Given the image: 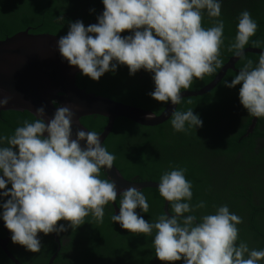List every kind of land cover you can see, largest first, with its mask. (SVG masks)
<instances>
[{
    "label": "clouds",
    "instance_id": "9594fccd",
    "mask_svg": "<svg viewBox=\"0 0 264 264\" xmlns=\"http://www.w3.org/2000/svg\"><path fill=\"white\" fill-rule=\"evenodd\" d=\"M102 3L104 10L97 23L85 27L82 21L71 22L67 34L57 41L61 59L83 76L99 81L121 65L127 66L130 75L143 69L153 74L151 98L178 105L182 90H188L194 78L203 80L222 67L224 23L217 20L210 28L202 27L203 10L209 17L221 15L220 0ZM237 19L236 36L228 51L243 59L245 46L258 25L247 10ZM125 32L130 34L123 36ZM252 43L257 48L264 45L259 40ZM224 85L230 89L240 85L239 102L248 115L264 118V51L255 66L247 60ZM10 99H0V107ZM74 109L76 105H59L46 119L45 106H41L34 121L25 120L11 136H0V145H6L0 146V218L11 233L12 243L33 253L41 250L40 233L59 234L68 228L75 231L88 216L102 223L104 206L117 198L115 182L100 178L102 168L113 167L115 156L95 131L78 129L73 137ZM154 117L150 113L145 118ZM202 124L193 109H175L171 114L176 132ZM185 172L175 168L160 177L158 191L170 204V216L161 214L150 223L138 215L136 210L147 213L149 204L140 190L130 187L120 193L119 214L112 215L111 220L133 235L155 233V257L162 264H259L264 260V250L250 249L243 241L237 246V225L243 219L231 213L227 205L218 207L215 214L203 215L198 223L195 215H185L205 207L203 201L195 206L185 202L193 195ZM60 221L67 226L58 224Z\"/></svg>",
    "mask_w": 264,
    "mask_h": 264
},
{
    "label": "trees",
    "instance_id": "16d2710c",
    "mask_svg": "<svg viewBox=\"0 0 264 264\" xmlns=\"http://www.w3.org/2000/svg\"><path fill=\"white\" fill-rule=\"evenodd\" d=\"M220 2L219 17H209L207 10H203L202 27L207 29L214 26L217 20L223 21L222 67L211 75H205L203 80L194 78L191 87L182 92L198 91L208 85L234 56L228 51V46L234 42L237 18L244 10L250 12L258 25L256 34L250 38L245 49L264 51V45L257 48L252 43L255 40L264 42V0ZM103 10L102 0H0V41L25 30L34 35L60 37L67 34L71 22L82 21L85 27L97 23V17ZM129 34L122 33L123 36ZM247 60H252L255 66L259 55L245 53L243 59L235 64V70H228L212 91L203 96L182 99L177 105L176 110L182 112L193 109L203 122L201 127L176 132L172 128L171 117L155 127L116 119L103 146L115 156L113 165L128 182L159 184L165 171L186 169L185 178L192 184L193 195L191 201L185 202L195 206L203 201L205 207L185 215H195L198 223L203 215L215 214L218 207L227 205L231 213L243 219V223L237 225V246L243 241L250 249L264 250V118H257L253 131L247 134L254 117L249 116L239 102L240 85L231 89L224 85L226 80L231 82ZM152 75L143 69L130 75L127 66L121 65L115 72L105 73L99 81L80 73L76 84L87 93L159 115L168 103L158 102L149 95L155 87ZM25 120L32 122L35 118L27 112H0V136H11ZM106 123L107 120L99 116L81 119L87 130L98 134L104 130ZM100 178L107 180L102 170ZM141 192L147 198L149 209L147 213L140 209L136 211L150 223L155 222L159 215L164 214V199L158 189H143ZM121 199L120 195L115 200L118 211ZM168 210L171 215L170 204ZM112 215L113 207L108 204L104 206L102 223L88 216L78 229H71L72 241L62 247L54 264H162L155 257L152 243L155 233L133 235L122 229L119 223H114ZM0 221L4 224L2 218ZM58 224L66 225L67 222L60 221ZM0 236L4 237L1 228ZM50 245L51 250L44 264L56 250L54 242L50 241ZM68 251L75 254L71 263L64 255ZM0 259L12 264L1 252ZM175 264H183V261ZM259 264H264V260Z\"/></svg>",
    "mask_w": 264,
    "mask_h": 264
},
{
    "label": "water",
    "instance_id": "95a60500",
    "mask_svg": "<svg viewBox=\"0 0 264 264\" xmlns=\"http://www.w3.org/2000/svg\"><path fill=\"white\" fill-rule=\"evenodd\" d=\"M58 39L57 36L34 35L25 30L0 41V99L11 97L6 106L0 107V112H27L36 119V109L45 106L47 119L53 116L59 105H76L78 110L74 109L76 114L72 125L73 137L78 129L89 131L81 124V119L99 116L107 120L104 130L99 134L102 144L111 133L116 119H126L144 127L159 126L170 119L172 112L177 108V105H172L170 101L161 114H154L153 119H146V115L152 112L127 106L80 89L76 84V78L81 72L61 59L57 47ZM261 51L263 50L248 48L244 50V54L259 55ZM239 59L235 56L230 58L214 80L202 89L181 92L182 99L208 94L221 82L228 70H235V64ZM53 100L57 101L54 105L51 103ZM256 120L257 118H253L247 134L253 131ZM101 170L107 180L115 182L117 197L130 187L141 191L158 189L159 186L153 182H128L114 165L111 169L102 168ZM109 204L113 207L114 213L118 214L115 202H109ZM168 206L169 203L164 200L163 212L170 216ZM0 227L5 231V238L0 239V248L13 264H20L6 248L10 235L2 221H0ZM54 259L55 255L48 264H52Z\"/></svg>",
    "mask_w": 264,
    "mask_h": 264
},
{
    "label": "flooded vegetation",
    "instance_id": "af4514ba",
    "mask_svg": "<svg viewBox=\"0 0 264 264\" xmlns=\"http://www.w3.org/2000/svg\"><path fill=\"white\" fill-rule=\"evenodd\" d=\"M263 145H264V142H263ZM65 226H67V224ZM0 228L4 233V237L0 236V239H2V238H5V231L3 230L2 227H0ZM70 230H71V228H68L67 231L60 232L58 235L56 233H51L48 235H44L43 233H40L38 238L41 241V245H42L41 250L39 252L33 253V252L26 250V248L23 246H20L18 244H13L11 241V234H10L9 230L7 229L8 233L10 235V239L6 245V248L9 251V253L20 264L22 263L21 261H23L22 264H44V262L46 260V256L49 254V252L51 250L50 241H52L56 245V250H55L54 254L52 256H50L49 260L55 255V259L52 263V264H54V262L58 256L59 252L61 251L62 247H65L66 244H69V242L72 241V234H71ZM24 249L26 252H24ZM0 252L3 256H5V253L3 252V250L1 248H0ZM64 255L67 256L68 262H70L71 260L72 261L75 260V254L73 255L72 252H70V251H68ZM7 260H9V259L7 258ZM49 260H48L47 264L49 263ZM0 264H6V262L0 259Z\"/></svg>",
    "mask_w": 264,
    "mask_h": 264
}]
</instances>
